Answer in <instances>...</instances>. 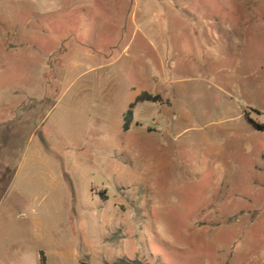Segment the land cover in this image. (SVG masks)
Listing matches in <instances>:
<instances>
[{
	"label": "rangeland",
	"instance_id": "374dc122",
	"mask_svg": "<svg viewBox=\"0 0 264 264\" xmlns=\"http://www.w3.org/2000/svg\"><path fill=\"white\" fill-rule=\"evenodd\" d=\"M248 117L264 0H0V264H264Z\"/></svg>",
	"mask_w": 264,
	"mask_h": 264
},
{
	"label": "trees",
	"instance_id": "16d2710c",
	"mask_svg": "<svg viewBox=\"0 0 264 264\" xmlns=\"http://www.w3.org/2000/svg\"><path fill=\"white\" fill-rule=\"evenodd\" d=\"M151 100L157 102V101H160L161 98L160 97H151L150 95L145 93V94H142L141 96H139L135 103L130 105V108H129L126 116H125V125H124L125 131L129 130L130 125L133 121V108L135 107V105L137 103H140V102L151 101ZM248 122L257 131L264 132V124H258L256 122H254L253 120H251L249 117H248ZM41 261H42V264H45V257L43 255V253L41 254Z\"/></svg>",
	"mask_w": 264,
	"mask_h": 264
}]
</instances>
